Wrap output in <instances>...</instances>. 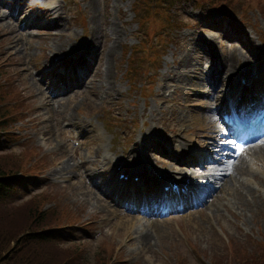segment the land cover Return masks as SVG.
I'll list each match as a JSON object with an SVG mask.
<instances>
[{
  "label": "rangeland",
  "instance_id": "374dc122",
  "mask_svg": "<svg viewBox=\"0 0 264 264\" xmlns=\"http://www.w3.org/2000/svg\"><path fill=\"white\" fill-rule=\"evenodd\" d=\"M236 1H206L213 8L226 4L228 11L214 13L207 11L208 5L201 11L190 2L159 0L161 5H156L159 19L164 20L168 15L171 18L164 24L152 22L158 31L152 39L154 45L145 42L146 25L153 20L152 16L144 28L142 25L139 28L135 13L136 7L142 8L144 2L150 4L151 0L138 3L135 0H16L12 8L14 17L10 8H0V74L2 81L13 88L0 94V118L23 116L22 120L8 125L9 130L20 135L18 139L11 146L7 142L0 144V152L13 151L0 153V173L22 170L30 174L24 178L25 183L19 184L16 193L0 202V263L264 264V158L255 161L248 154L241 157L245 163L243 175L232 174L229 167H223L224 163L219 164L218 168H223L216 175L214 171L218 168L203 169L196 161L198 149L211 147L212 138L220 131V104L229 97L235 79L238 77L236 83L239 78L242 83L249 78L252 82L264 74V0H259V4L240 0L235 7ZM32 3L34 6L28 10L38 24L46 20L41 13L43 9L60 13L68 27L66 35L54 39L60 32L56 27L45 30L24 25L27 20L23 18V7ZM12 21L22 26L17 35L20 45L4 58L1 54L9 49L2 33L9 31L7 24L13 25ZM115 25L121 31V39L115 42V51L109 55L115 37L111 29ZM139 41L145 45L138 49ZM95 49L100 51V76H96L93 86L85 92L77 94L72 89L66 96H54L57 109L53 115L51 108L40 102V80L33 74L45 63L54 67L57 63L54 60H60L56 55L72 57ZM133 50L139 59L137 74L126 71ZM233 52L237 53L238 61L231 69L230 82L226 83V73L221 68ZM23 53L29 67L16 71L12 67L16 61L13 57H24ZM215 66L220 69L218 78H214ZM108 68L112 75L110 82L117 89L111 95L107 94L104 78ZM29 91L36 99L32 100ZM15 99V107L7 104ZM98 136L97 144H90L89 140ZM146 138L152 139L150 146H137L145 143ZM159 140L172 141L174 145L181 142L194 158L177 163L164 151L151 152ZM190 145L197 148L191 149ZM98 146L103 154L114 157L125 154L128 159L131 150L139 148L133 151H139L143 164L160 177L171 172L191 179L207 176L205 181H217L214 176L222 178L215 183L213 201L202 210L154 220V231L150 224H144L153 234L149 235L151 244L146 243L142 249L134 229L129 226L131 231H127L122 225V220L132 217L129 225H139L138 213L121 210L120 216L111 215L95 198L90 201L86 198L88 191L93 195L99 193L84 176L85 171H92L89 163ZM74 149H79L80 154L75 156ZM179 152L175 150L173 156H179ZM228 153L227 162L234 159V151ZM67 163L72 166L71 171L59 170ZM111 172L106 170L95 181L115 178L110 177ZM229 177L231 182L223 187L221 184ZM55 179L62 181L54 182ZM99 196L108 198L100 193ZM57 227H62L56 232L59 240L38 238L23 242L16 247L17 252L13 251L11 260L7 259V253L26 234L32 236V232Z\"/></svg>",
  "mask_w": 264,
  "mask_h": 264
},
{
  "label": "bare ground",
  "instance_id": "6f19581e",
  "mask_svg": "<svg viewBox=\"0 0 264 264\" xmlns=\"http://www.w3.org/2000/svg\"><path fill=\"white\" fill-rule=\"evenodd\" d=\"M25 9H27V6L25 7ZM44 11H47V10H44ZM60 16V15H59ZM1 18V17H0ZM58 25L57 27H60L61 28V31H60V33L58 34V35H55V39H58V38H60V37H62L64 34H65V31L67 30V26L66 25H64L63 23H62V19L61 20H59V21H55L54 22V25ZM13 27L14 28H17V26H15V25H13ZM111 32H112V35H114L115 37H114V42L109 46V50H108V54L109 55H112V53H114V51H115V46H116V43L115 42H118V41H120V39H121V31H120V29L115 25V26H113V28L111 29ZM16 38V32H15V30L13 29V28H11L8 32H6L5 33V39H6V41L10 44V45H12V46H15L16 44H17V40L15 39ZM115 43V44H114ZM238 61V55H237V53L236 52H233V54H232V58L231 59H228V61L226 62V64H222V68H221V70H222V72H223V70H224V72L226 73V78H225V80H226V83H228V82H230V80H231V69L233 68V66H234V64L236 63ZM187 63H190L189 61L187 62ZM66 64H67V66L68 67H70V69H71V73H72V71L73 72H75V69H74V64L71 62V61H67L66 62ZM191 64V63H190ZM189 65V64H188ZM187 66V65H186ZM185 66V67H186ZM186 70V69H185ZM173 71V70H172ZM43 72V71H42ZM49 72H51V70H48V73ZM220 72V69L217 67V66H215L214 67V73L216 74V75H214V78H218V76H217V74ZM71 73L69 74V76H67V75H65V76H63V77H61V80H63L64 81V83L66 84V85H68V84H71L72 83V75H71ZM181 74H183V73H181ZM93 76V75H92ZM94 78H96V76H98V70H96V72H95V74H94ZM112 75H111V71L109 70V68L108 69H106V71H105V77L104 78H106V80H105V82H106V84H108V86H107V94L108 95H111V93L112 92H114V91H116L117 89H116V87H115V85L113 84V83H111L110 82V77H111ZM182 79H184V76L182 77ZM54 86L55 85H53V86H51V88H49L50 90H48V91H44L41 87H40V89H41V92H42V100L40 101L41 102V104L42 105H48V107L52 104V103H48V102H46V101H48L47 99L48 98H50L51 97V95H52V90H53V88H54ZM88 88H86V90H87ZM250 91H248V93H249ZM30 95H31V97H32V100H34V99H36V97L34 96V93L32 92V94H31V92H30ZM259 95H261V94H258V95H254V97L256 98V97H258ZM36 96L37 97H40V95L39 94H36ZM223 103H225V102H223ZM58 106H60V104H58ZM47 107V108H48ZM51 108V110H52V114L54 113V108L53 107H49L48 109H50ZM49 112V111H48ZM54 115V114H53ZM179 126L181 125V124H178ZM212 139H214V137L212 138ZM152 139L151 138H146V142L145 143H142V144H138L137 146H139V147H141L142 145L143 146H146V145H148V146H150L151 144H150V141H151ZM95 141H99V138H97ZM178 142H180V141H178ZM156 145L157 146H162V143H160L159 141L157 142L156 141ZM166 143H168L169 145H170V148H171V150H173V148H172V146L175 148V150H177V151H181V152H183L182 154H185V153H187L188 152V148L186 147V145H183L181 142H180V145H174L173 143H172V141L171 142H166ZM210 145H212V143L210 144ZM261 145V144H260ZM138 150L139 148H135V150ZM142 149V148H141ZM150 149V148H149ZM157 149L158 148H155V149H150V151L152 152V151H157ZM249 149L251 150V153H252V155H254V157H255V159H257V160H260L261 158H264V147L263 146H259V144L258 145H256V144H251L250 146H249ZM133 150H134V148H133ZM99 154H101V152H96L95 153V155H97V159L99 160L100 158H102V159H105L106 157L104 156V157H102L101 155H99ZM257 154V155H256ZM208 155V152H206L205 153V156H207ZM132 158H133V161H132V163H129V165H131L132 167H135L138 171H136V173H141L142 174V170H143V172H147L148 171V169L144 166V165H142V164H140V163H138V161H137V158H138V155L137 154H134L133 156H132ZM124 167V166H123ZM244 169H245V167H244V165H243V163L242 162H237V163H235V167H234V172H242V171H244ZM59 170H61V171H71L72 170V166L70 165V164H64V165H62L60 168H59ZM127 172V171H126ZM234 172H233V174H234ZM234 178V177H233ZM231 182V179H230V177L229 178H227V179H225L224 180V182H223V187L224 186H228V184ZM86 195V198L90 201V200H93L94 198H97L95 195H92L91 193H86L85 194ZM97 203L99 204V206L100 207H102V208H106V209H110L107 205H106V203L105 202H103L102 201V199L101 198H97ZM92 205H94V204H92ZM113 211V210H112ZM114 212V211H113ZM133 221V218L132 219H128L127 218V220L126 221H124V220H122V225L123 226H125L126 227V230L127 231H131V228L132 229H134V233L137 235V237H136V240L138 241V243H139V247H141L142 249H144V246L143 245H146V243H147V245H150L151 244V238L152 237H150L149 235H152L153 234V231L155 230V228H156V226H155V223H153V222H151V223H149V222H140L139 223V225H137L136 227L134 226V225H129V223H131ZM144 224H150L151 225V227L153 228V231H151V232H148V229H146V226L147 225H144ZM149 225V226H150ZM131 228H130V227ZM155 226V227H154Z\"/></svg>",
  "mask_w": 264,
  "mask_h": 264
},
{
  "label": "trees",
  "instance_id": "16d2710c",
  "mask_svg": "<svg viewBox=\"0 0 264 264\" xmlns=\"http://www.w3.org/2000/svg\"><path fill=\"white\" fill-rule=\"evenodd\" d=\"M2 123H3V121H2ZM2 123H0V127H1ZM9 174L10 173L6 174L5 172L0 173V197H1V194L2 193L5 194L4 191H5L6 187L9 185L7 183L8 182ZM31 240H32L31 235L30 234H26V236L23 238V240L16 244L14 250L12 249V250H10L7 253V256H8L7 259H10L11 260V256H13V251H16L17 252V248L16 247L21 246L23 242H25V243L27 241L30 242ZM5 256H6V254H5ZM0 264H4V263H0Z\"/></svg>",
  "mask_w": 264,
  "mask_h": 264
}]
</instances>
